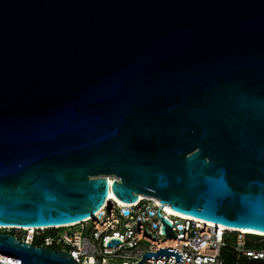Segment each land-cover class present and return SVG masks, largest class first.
I'll use <instances>...</instances> for the list:
<instances>
[{
  "label": "water",
  "instance_id": "obj_1",
  "mask_svg": "<svg viewBox=\"0 0 264 264\" xmlns=\"http://www.w3.org/2000/svg\"><path fill=\"white\" fill-rule=\"evenodd\" d=\"M108 191L264 233V0H0V229ZM0 264L82 263L0 232Z\"/></svg>",
  "mask_w": 264,
  "mask_h": 264
},
{
  "label": "built area",
  "instance_id": "obj_2",
  "mask_svg": "<svg viewBox=\"0 0 264 264\" xmlns=\"http://www.w3.org/2000/svg\"><path fill=\"white\" fill-rule=\"evenodd\" d=\"M110 179L106 177L108 184ZM158 212L173 237L166 236ZM215 226L171 215L152 197L130 204L106 197L91 218L75 224L47 230L4 228L0 232L34 247L64 251L82 264H137L142 254L155 253V247L173 248L183 259L173 263L174 258L168 255L165 259L145 258L141 264H264V235Z\"/></svg>",
  "mask_w": 264,
  "mask_h": 264
},
{
  "label": "bare ground",
  "instance_id": "obj_3",
  "mask_svg": "<svg viewBox=\"0 0 264 264\" xmlns=\"http://www.w3.org/2000/svg\"><path fill=\"white\" fill-rule=\"evenodd\" d=\"M107 198H114L116 199L109 191L107 192V195H106ZM142 197L144 196H141V195H138L137 196V199H141ZM117 200V199H116ZM119 201V200H118ZM122 203V202H121ZM165 206V211L171 215H174V216H179V217H184V218H191V217H188V216H185V215H181V214H178L174 211H171L166 205ZM215 227H217L218 229H222V230H226V231H234V232H240V233H252V234H257V235H264V233H260V232H256V231H250V230H235V229H228V228H225V227H222V226H219V225H216ZM18 228H24V227H18ZM25 229H30V228H25ZM36 229H39V228H36ZM41 229V228H40Z\"/></svg>",
  "mask_w": 264,
  "mask_h": 264
},
{
  "label": "trees",
  "instance_id": "obj_4",
  "mask_svg": "<svg viewBox=\"0 0 264 264\" xmlns=\"http://www.w3.org/2000/svg\"><path fill=\"white\" fill-rule=\"evenodd\" d=\"M48 232H50V231H46L45 233H48ZM228 234V233H227Z\"/></svg>",
  "mask_w": 264,
  "mask_h": 264
}]
</instances>
